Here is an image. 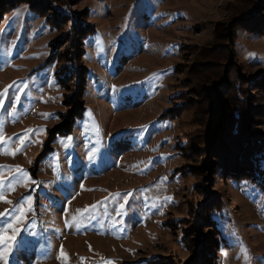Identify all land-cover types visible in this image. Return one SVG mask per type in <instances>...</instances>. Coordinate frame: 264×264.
Returning <instances> with one entry per match:
<instances>
[{
  "label": "rangeland",
  "instance_id": "374dc122",
  "mask_svg": "<svg viewBox=\"0 0 264 264\" xmlns=\"http://www.w3.org/2000/svg\"><path fill=\"white\" fill-rule=\"evenodd\" d=\"M5 89L7 264H264V0H1Z\"/></svg>",
  "mask_w": 264,
  "mask_h": 264
},
{
  "label": "trees",
  "instance_id": "16d2710c",
  "mask_svg": "<svg viewBox=\"0 0 264 264\" xmlns=\"http://www.w3.org/2000/svg\"><path fill=\"white\" fill-rule=\"evenodd\" d=\"M262 30L263 29L259 30V32L251 31V33L259 34L262 32ZM233 116H238V115L233 114ZM263 116L264 114L262 115V117ZM232 121L234 122V124L232 127L231 136H234V135L236 136L237 133L239 134L238 129L240 127L239 126L240 124L237 123V121L235 120H232ZM221 129L222 128H220V130ZM241 132H243L242 129H241ZM248 136L250 137L247 138L246 132H245V134L242 135L243 138L239 140L238 142H236L235 145L239 146V148L236 150V152L234 153L232 157H236L237 159L232 160L230 161L231 163L230 162L229 163L232 164L231 166H233L234 170L239 169L241 171L238 174H243L245 175V177H247L252 182H256L258 185L264 187V135L262 136L258 135L259 137H261L259 140H254L252 136H255V135L248 133ZM218 166H219L218 170L221 172L222 170H224V168H226L222 166V163Z\"/></svg>",
  "mask_w": 264,
  "mask_h": 264
},
{
  "label": "snow or ice",
  "instance_id": "6c2138e0",
  "mask_svg": "<svg viewBox=\"0 0 264 264\" xmlns=\"http://www.w3.org/2000/svg\"><path fill=\"white\" fill-rule=\"evenodd\" d=\"M17 16L19 15V13L16 14ZM9 87H12L11 85ZM24 86H21V88H18L17 91H21L22 88ZM7 95V89H5V91L3 93H0V101H2V98L3 96ZM15 100H19V96H16L14 98ZM0 107H3V104L0 103ZM14 110V109H13ZM8 139H11V138H8ZM19 141H20V144L21 146L24 145L25 143V139L26 138H18ZM3 140V131L2 129H0V141ZM71 140L72 138L69 137L67 138L66 141H62V143L65 144V146L67 147L68 145H70L71 143ZM17 151H20V149L18 148ZM0 154H13L14 153H11L10 150H5L3 153H0ZM95 158V153H92L91 155H89V159H94ZM0 167H4V166H0ZM16 172L17 173H22L23 170L19 167L16 168ZM26 179V175H19L16 177V183H23ZM33 183H35L34 181H32ZM15 185H12V187L14 188ZM83 187V186H81ZM115 195H118V194H115ZM4 197V193L3 191H0V202H6V203H9L11 204L12 201H4L3 199ZM125 203H120L119 206H118V211H117V215H123V210L125 208V204L127 202V196L123 197L122 198ZM166 200H171V197H166L165 198ZM31 198L29 197L28 199H26L23 204H20L18 203L16 206H14L10 211L9 210H6L5 213H0V217H9L11 218L12 220L15 221L16 224H20L24 218V215H25V212H24V205H28V211H31ZM92 208H95V206H92ZM19 213L20 215L17 216L16 214ZM163 214V213H161ZM4 222H7V221H4ZM8 230H12L13 231V236L9 238L8 242H7V245L5 247H3L2 249H0V259H3L4 260V264H7V259H6V254L8 252H10L12 250V247L14 245H18L19 244V241L16 240V234L19 233L21 231L20 228H13V224L11 222H7V228H4L2 226V224H0V233H4V232H7ZM5 244V240H4V237L3 235H0V245H4ZM243 255H244V259L247 261L249 259L248 257V254H247V249H243ZM226 255V254H225ZM109 264H111V262H109Z\"/></svg>",
  "mask_w": 264,
  "mask_h": 264
}]
</instances>
